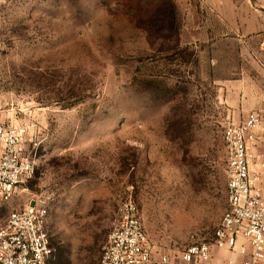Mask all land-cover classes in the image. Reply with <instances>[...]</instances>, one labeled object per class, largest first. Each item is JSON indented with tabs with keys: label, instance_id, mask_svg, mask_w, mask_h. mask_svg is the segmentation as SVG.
<instances>
[{
	"label": "rangeland",
	"instance_id": "1",
	"mask_svg": "<svg viewBox=\"0 0 264 264\" xmlns=\"http://www.w3.org/2000/svg\"><path fill=\"white\" fill-rule=\"evenodd\" d=\"M261 16L264 0H0V117L38 133L34 176L0 224L39 200L63 251L50 264H101L126 201L152 260L210 239L238 97L224 85L256 56Z\"/></svg>",
	"mask_w": 264,
	"mask_h": 264
},
{
	"label": "built area",
	"instance_id": "2",
	"mask_svg": "<svg viewBox=\"0 0 264 264\" xmlns=\"http://www.w3.org/2000/svg\"><path fill=\"white\" fill-rule=\"evenodd\" d=\"M259 47L264 51V39ZM257 132L264 135V109H254L239 123L224 128L225 210L212 237L187 245L180 253L181 261L205 262L212 246L232 252L237 240L251 250L242 264L264 261V180L249 170ZM36 134L35 124L0 117V210L34 176ZM47 215L39 200L8 214L0 224V264H48L53 250L46 232ZM151 253L136 206L131 201L122 203L100 263L150 264ZM240 253L245 254L244 246ZM167 261L166 256L160 258L163 264Z\"/></svg>",
	"mask_w": 264,
	"mask_h": 264
},
{
	"label": "crops",
	"instance_id": "3",
	"mask_svg": "<svg viewBox=\"0 0 264 264\" xmlns=\"http://www.w3.org/2000/svg\"><path fill=\"white\" fill-rule=\"evenodd\" d=\"M230 4H232V7L236 5L235 2ZM232 7H230V9H232ZM236 12V8L232 9V11L229 10L227 17L230 20L240 19L239 16L237 17ZM258 18H260V26L263 29V18L262 16ZM229 31L232 32L233 29L230 28ZM233 32L235 33V31ZM263 39L264 37L259 40L257 45H254L256 56L252 54L254 57L244 60V70L240 72L238 77L240 80L233 82V84L229 83L228 85H224V88H228V91L233 90L238 96L237 99L232 101L229 105L230 111L228 112V117L230 116V123H239L254 109H264V51L259 47ZM244 48L246 52L250 49L248 45H245ZM245 56L248 57L249 55ZM256 135L258 137V142L251 151L252 158L249 170L251 173L258 174L260 178L264 180V135L261 132H257ZM242 246L245 248L244 255L240 253ZM250 252L251 250L248 245H244L242 240H237L232 252L216 249L213 246L210 247L209 259L205 262L193 261L191 263H185L181 261L180 258L173 261L166 256L168 261L165 264H242L247 260ZM160 258L152 260L151 257L150 264H163L160 262ZM260 264H264V261Z\"/></svg>",
	"mask_w": 264,
	"mask_h": 264
},
{
	"label": "trees",
	"instance_id": "4",
	"mask_svg": "<svg viewBox=\"0 0 264 264\" xmlns=\"http://www.w3.org/2000/svg\"><path fill=\"white\" fill-rule=\"evenodd\" d=\"M50 246L53 250V256L50 259V261L48 262V264H50L53 261H58V262L61 261L63 259V251H61L59 249L55 250L52 245H50Z\"/></svg>",
	"mask_w": 264,
	"mask_h": 264
}]
</instances>
